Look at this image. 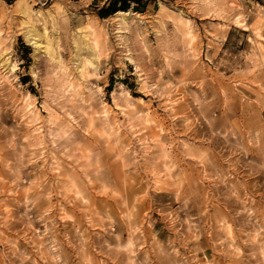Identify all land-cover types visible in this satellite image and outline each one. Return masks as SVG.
Wrapping results in <instances>:
<instances>
[{
    "label": "rangeland",
    "instance_id": "374dc122",
    "mask_svg": "<svg viewBox=\"0 0 264 264\" xmlns=\"http://www.w3.org/2000/svg\"><path fill=\"white\" fill-rule=\"evenodd\" d=\"M0 264H264V0H0Z\"/></svg>",
    "mask_w": 264,
    "mask_h": 264
},
{
    "label": "bare ground",
    "instance_id": "6f19581e",
    "mask_svg": "<svg viewBox=\"0 0 264 264\" xmlns=\"http://www.w3.org/2000/svg\"><path fill=\"white\" fill-rule=\"evenodd\" d=\"M19 7L24 10V11H28L30 10L29 5H25L22 2L19 1ZM129 16V13H125V12H117L115 15L116 21H121L123 23V21L127 20ZM125 23V22H124Z\"/></svg>",
    "mask_w": 264,
    "mask_h": 264
},
{
    "label": "trees",
    "instance_id": "16d2710c",
    "mask_svg": "<svg viewBox=\"0 0 264 264\" xmlns=\"http://www.w3.org/2000/svg\"><path fill=\"white\" fill-rule=\"evenodd\" d=\"M126 7H127L126 3L123 2V4H122L119 8L116 9V8L112 5L110 8H108V9H106V10H103L102 13L106 14L108 11H111V12L113 13V12H116V11H118V10H124V8H126ZM119 12H121V11H119Z\"/></svg>",
    "mask_w": 264,
    "mask_h": 264
}]
</instances>
